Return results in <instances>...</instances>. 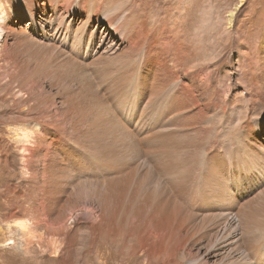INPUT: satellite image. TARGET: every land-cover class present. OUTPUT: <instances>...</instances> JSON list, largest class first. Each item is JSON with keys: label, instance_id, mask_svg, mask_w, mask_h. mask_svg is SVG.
<instances>
[{"label": "rangeland", "instance_id": "rangeland-1", "mask_svg": "<svg viewBox=\"0 0 264 264\" xmlns=\"http://www.w3.org/2000/svg\"><path fill=\"white\" fill-rule=\"evenodd\" d=\"M10 2L15 15L9 20L10 29L3 35L4 51L0 56V233L8 236L10 231L15 244L0 245V264H148L150 260L152 264H182L179 258L171 256L175 245L190 252V257L198 261L195 264H218L222 255L209 256L207 249L214 244V223L218 219L215 215L224 209H230L231 216L238 218L242 225L245 219L241 210L252 215L250 220H254L256 229L242 235V245L250 237L249 242L256 236H264V110L258 99L255 104L259 108L252 106L257 94L264 96L261 71L264 56H259L257 49L248 48L252 41L255 43V38L264 39V0ZM185 11L193 14L192 19L199 17V23L201 19L208 20V25L210 21L223 25L228 14H232L228 26L230 40L219 58L223 60H219L218 70L213 73L215 93L220 96H217L218 106L205 112H199L194 101H188L185 104L188 107L180 111L175 98L182 100L184 96L175 88L176 82L169 85L168 78L165 77L166 82L162 74L164 67L149 59L159 52L157 40L162 43L167 38L160 26ZM110 16L117 17L111 25ZM159 19L157 28L155 23ZM140 20L146 21L144 28L135 25ZM193 26L187 29L192 31ZM204 27L209 32L207 24ZM140 33L143 34L140 36ZM237 44L246 57L239 68ZM227 48L230 54L224 59ZM228 62L230 75L227 76L224 67ZM225 86L230 90V98L225 94ZM127 108L128 117L130 113L135 114L132 120L125 119ZM36 117L43 119L39 122L44 127L40 131L48 129L51 134L39 172L34 169L37 158L30 148L25 155L28 163L21 166L19 143L13 141V128L22 122H35ZM112 117L123 125L119 141L124 148L115 161L102 155L103 142L111 138L108 130L114 121ZM226 118L230 119V140L224 139V144L228 143L226 148L244 143L256 154L255 162L243 155L244 160H228L224 156L223 163H213L211 156L221 152L217 148L220 147L217 135L205 132L199 139L195 136L200 129L220 127L219 124L221 130ZM160 134L164 138L153 143ZM120 144L117 146L121 149ZM171 158H177L183 165L184 175L176 178L183 185L182 192L170 189L160 177L165 174L164 165L174 166ZM207 162L211 163L207 165ZM258 167L257 174L240 175V170ZM229 178L235 185H229ZM41 179L46 180L43 191L35 182ZM126 179L131 181V188H142V197L165 210L164 217L154 222L157 237L154 248L150 245L149 250L141 249L132 239H126L125 243L102 239L99 221L108 217L113 222L119 220L116 218L121 212L120 202L128 199L126 194L133 191L127 188ZM118 180L120 188L114 186ZM112 181L115 189L108 193L112 188L108 184ZM216 181L220 183L218 187L213 185ZM226 184L228 188H223ZM181 194L184 207L181 205L183 208L176 211L170 200H178ZM108 197L111 201L112 197L122 200L116 198L112 205ZM23 218L32 220L35 235L57 236L64 251L59 256L42 252L41 246L45 247L48 241L37 239L38 236L26 247L17 246L15 220ZM42 225L49 226L51 233ZM66 249L70 251L69 259ZM259 261L264 264V258Z\"/></svg>", "mask_w": 264, "mask_h": 264}, {"label": "bare ground", "instance_id": "bare-ground-1", "mask_svg": "<svg viewBox=\"0 0 264 264\" xmlns=\"http://www.w3.org/2000/svg\"><path fill=\"white\" fill-rule=\"evenodd\" d=\"M16 1L20 2V3H24L26 0H16ZM35 1H37V0H35ZM45 1H49V0H45ZM188 5H190V4H188ZM14 15H15V13L13 12L12 3L10 2V0H0V56L2 55L1 51L4 49L3 48V40H2L3 35L6 34L7 31L10 29V21L9 20L12 16L14 17ZM192 15L193 14H189L186 11L182 15H181V13H178V17H175L171 22L166 23L167 25L160 26V28H159V24H160L161 20L159 19L157 21V23H155L157 28H159L161 32L165 31V33L167 34V38L164 39L162 41V43L159 41V39L157 40V42L159 44V52L157 55L152 56L149 59L151 62L153 61L154 64H159L162 67H164L162 74L164 76V80H165V77L168 78V80H169L168 84L169 85H172L173 82H176L177 87H175V86L174 87L177 88V90L181 93L182 97L184 96V99H182V100H181V98H177V97L175 98V100L177 101V106L180 108V111H183L186 107H188L185 105L188 101L189 102L194 101V103L197 105V108L199 109V112L200 111L205 112V110L208 111L209 109H214V108H217V106H218V100H219L218 97H220V96L217 95L218 96L217 97L216 93H215L216 87L214 86V82H213L214 81L213 73H215V71L218 70V67H219L218 63H220L219 60L220 61L223 60V59H219V58L224 51L225 45L230 40V31L228 30V28H230V27H228V26H230V17L232 16V14L231 15H230V13L228 14V19L226 20V22L223 25H221L219 23V21H215V22L210 21V24L208 25V22H207L208 20H205V19H201V23H199V21H198L199 17L196 19H192L193 18ZM115 18H117V17L110 16V18L108 19L110 25L113 24ZM168 19H171L170 15H169ZM30 20L32 21V19H30ZM145 22L146 21H144V20H140V21L136 22L135 25L137 24V28H139L138 26H140L141 28H144V26H146ZM204 24L205 25L207 24V28H208L209 32L206 30V27H204ZM190 25H194L192 28V31L190 29H187V26H190ZM203 28H205V29H203ZM224 30H225V34L223 35ZM135 34H136V32H135ZM142 34L143 33H140V36ZM136 35H134V36H136ZM134 36H133V38H135ZM244 38H242V39H244ZM252 38H254V37H252ZM226 39H227V41H226ZM255 39H256L255 43H253V41L251 42V44L249 43L250 46L248 48H250V49L254 48V50L257 49L259 56L260 55L264 56V39H262L261 37H258ZM247 41H248V38L245 39V43ZM236 46H237L236 47L237 48L236 49V55H237L236 65H237V68H239L243 64L242 61H246V57L244 56L243 49L238 44ZM228 49L229 48H227V50ZM250 49H246V51H248ZM229 54H230V50H228L226 52L224 59H227ZM249 54H252V53H249ZM215 60H217V61L214 62ZM4 62H5V60H4ZM244 63H246V62H244ZM211 69H212V71H211ZM261 71L263 72V80H264V68ZM224 72H225V74H227V76L230 75V62H228V65H226L224 67ZM256 76H257V74H256ZM172 78H175V79H172ZM254 78H255V76H254ZM222 88H223V86H222ZM225 88H226L225 94L230 98V90L227 86H225ZM21 89H20V91H22ZM248 89H249V87H248ZM25 90H26V88H25ZM158 90H160V89H158ZM241 93H243V92H241ZM263 95H264V92H263ZM234 98H235V96H234ZM257 99H258L259 104L261 106V110H264V96L262 97L260 94H257L254 97V101L252 103V106L254 107L255 102L258 103ZM228 104L230 105V100H229ZM257 107L259 108V105L255 104L254 108H257ZM33 109H34V107H33ZM122 111H123V109H122ZM128 112H129V108H127L124 111V115L126 117L125 119L132 120L134 118L135 114L130 113V116L128 117ZM142 113L144 114V112H142ZM33 120L35 122H32V123H29V121L22 122V123H19L17 128H15V129L13 128V131L15 134L13 141L16 143H19V149H20V152L22 153L21 154L22 156L20 157L21 158L20 159L21 166L24 167L25 162H26V164L28 163V161H26L27 158L25 157V155L27 154V152L29 151V148H30L33 151L32 154H34V156H36V158H37L36 164L34 165V169L39 172L43 168V164L41 163V161H43V159H46L45 156H46V151H47V145H48V142L50 141L51 134L48 132V129L47 130L45 129V131H40L41 128L42 129L44 128L43 125L41 123H39V122L43 121V119L41 117H36ZM113 120H114V118H113ZM148 120H150V118ZM185 120H186V117H185ZM226 121H227V118L224 122H226ZM108 122H111V121L109 120ZM106 125H107V123H106ZM121 125H119L117 119L112 121L111 126H110L111 128L108 130V134L110 135L111 138H109V137L107 138V139H110V141L103 142L104 147L102 148L103 149L102 155L107 157L110 161H115L117 158H119L120 152L124 148V146L122 144H120V141H119V137L122 135V133H121L122 131H121V127H120ZM219 125H220V127H215V128L212 127L211 129L210 128L200 129V133L195 135L198 139L205 132H211L212 134L217 135V137H218L217 138L218 139L217 144L220 146L217 148H219L221 150V152L217 155L211 156L213 158L212 160H214L213 163H223L224 162V156H226V158L228 160H235V161L244 160L242 158L243 155L248 160H253V162H255L257 159L256 154H253L252 151L248 150L245 147L244 143H240L241 141L239 142L240 144L237 145V146H239L238 148H237V146H232L231 148L230 147L226 148L228 143L224 144V139L229 138V140H230V129H229L230 128V119L226 122V124L223 126V128L221 130H220L221 124H219ZM161 138L162 139L164 138L163 134L156 136L154 138L153 143H156V140L157 141L162 140ZM210 140H211V138H210ZM117 143H119L121 145V149H120V147L117 146ZM28 144L34 145V146L30 147V146H28ZM193 144H194V142H193ZM221 148H224V150L222 151ZM161 152L165 153V150H161ZM215 156H217L216 159H215ZM171 161H172L174 166L171 167L170 165L169 166L164 165L163 170H164L165 174L161 175L160 177L163 178L164 183L167 184L170 189H177V190L181 191L183 189V185H181V183H177L176 178L181 176L183 165L181 166V164H180L181 162L177 158H171ZM209 161H210V159H209ZM202 163H203V160H202ZM209 163H211V162H209ZM209 163L207 162V165ZM208 167H211V166H208ZM206 168L207 167H205L204 169H206ZM193 170H195L194 167H193ZM202 170H198V171H202ZM259 170H260V167L254 168V169L248 168L247 170H243V171L240 170V175H244V176L248 177L252 174H257L259 172ZM214 171H215V169L213 170V172L211 171L213 175H215ZM190 172H192V171H190ZM176 173H179V174H176ZM196 174H198V172ZM182 175H184V174H182ZM205 175L206 174H204V176ZM195 177H196V175H195ZM184 178H185V176H184ZM193 178H194V176H193ZM111 179H109V181ZM228 180H230V178ZM118 181H119L118 184L115 181L116 184H114V186L117 185V187L120 188L122 186L121 184H119L121 181L120 180H118ZM35 182H36V185H38V188L40 187V191H43L44 183L46 182V180L41 179V180H36ZM184 182L186 183V181H184ZM110 183H112V184H110V185L108 184V187L110 186V188H111L113 185V181ZM200 183H201V181H200ZM202 183L205 184L204 181ZM207 183H208V181H207ZM104 184H107V182ZM126 184H127V188H129L130 190H133L131 194H126L129 196V198L126 196L128 199H123V200L121 199L122 200L121 201L117 197H116L117 199L115 197L114 198L112 197V201L114 199L121 201L120 202V205H121L120 211L121 212H120L119 218L115 217L116 219H119V220H117L116 222L115 221L113 222L108 217L106 220H103L101 218L102 220L99 221L100 222L99 227H101V230H102V234H101L102 239H104L105 242L115 241V242H120V243L121 242L125 243L126 239L127 240L132 239L133 242L135 241L136 243H139L141 245V249H144V250L148 249L149 250V249H151L150 245H151V247L153 246V242H154L155 238L157 237L156 230L154 228V222L158 221L160 218L164 217V212H165L164 207L163 206H162V208L158 207V206H161L159 204L153 205V203L150 199L142 197L140 194V191H141L140 189H142V188H140V189H139V187L138 188L135 187L136 189L131 188L130 186H132V185H130L131 181L129 179H126ZM139 184L142 187V183H139ZM213 185H215V187H218L220 185V183H218L216 181V184H213ZM229 185L230 186L235 185V181L230 180ZM161 186L162 185H160V187ZM188 186H190V185H187L186 187H188ZM113 187L110 189L111 191L109 190L108 193H110V192L112 193ZM148 187H150V185H148ZM223 188H228L227 184L225 186L223 185ZM114 189H115V187H114ZM210 191H212V190H210ZM214 191H216V190H214ZM178 192H176V193H178ZM182 194L180 195V197H178L179 199L177 198L178 200H174V199H173V201L170 200V205L176 211L181 210L184 207L183 206L184 197ZM198 194L200 195L201 193H198ZM217 194H218V192H217ZM112 196H113V194H112ZM110 198H111V196H110ZM106 199H104V200H106ZM224 199H226V198H224ZM32 200H35V199H32ZM32 200H30V201H32ZM108 200L111 201V199H109V197H108ZM198 200H201V199H198ZM226 201H228V200H226ZM107 202L108 201H106L105 203H107ZM203 202H204V200H203ZM213 202H214V200H213ZM102 203H104V202H102ZM114 203H115V201H114ZM116 203H118V202H116ZM185 204H186V202H185ZM192 204H194V203H192ZM107 205H108V203H107ZM112 205H113V202H112ZM120 205L118 204V206H120ZM228 206H230V205H228ZM262 208H264V203H263ZM116 210H117V207L114 208L113 211L116 212ZM38 211L40 212V210H38ZM229 211H230V209H224L219 214H217V213H216V215L214 214L218 219L217 220L215 219L217 222L214 223L215 228H216L215 229V237L213 239L214 244L211 243L208 246V249H207L208 255L209 256H216V255L221 254L223 258L220 261V263H218V264H253V263L259 264L260 263L259 259L264 258V236H262V235L256 236V239L252 238V240L250 242H249V239L251 237L249 239L246 238L247 240L242 242V243H244L245 246L242 245L240 243L242 241V235L245 233H249L252 230L256 229L254 227V220L253 221L250 220L252 215H248V213H245L244 210H241V213L244 217L243 219H245L244 225H242L240 220L238 218L232 217L231 211H230V213H229ZM36 213L38 214V212H36ZM175 213H177V212H175ZM37 217H39V216L37 215ZM33 218H34V216H33ZM112 219H114V218H112ZM31 222H32V220H30L29 218H23V219L15 220V224H16L15 233L17 234L15 237H16L17 246L20 245V247H22V246L26 247L31 243V241H32L31 237L38 236L37 239L40 238V240L42 239V241H45L47 239L46 241H48V243H46L45 247L41 246L42 249L39 247L42 252L49 253L53 256H56L58 254V256H59L61 254V252L64 251V248L60 249L61 248V242L57 238V236L54 237L52 235L50 237L48 235L49 237H47V235H46V237H45V236H43V235H45V233L44 234L41 233L42 235L41 234L35 235L36 231H35L34 227L31 225ZM42 227H44L48 233H51L49 226L42 225ZM59 229H61V228H59ZM260 231H262V230H260ZM7 233H8V236H5L3 233H0V245L6 246V245L15 244V239H13L14 237L12 236L13 234H11L10 231H8ZM113 237H116V239L111 240ZM247 237H249V236H247ZM72 239H73V237H72ZM257 239H258V241H257ZM37 242H38V240H37ZM157 242H159V241H157ZM156 246H157V243H156ZM158 247H159V245H158ZM153 248H154V246H153ZM70 250H72V249H70ZM66 251L68 253L66 256L69 259V257L71 256L70 251H69V249H66ZM152 254H153V252H152ZM155 254H153V255H155ZM156 256L154 258H156ZM171 256H172V258H176V257L179 258V262L182 264L198 263V261H195L193 258L190 257V252H188L183 246H180V245H175L172 248ZM63 258L64 257H61V259H63ZM152 262H153V260H150V261H148V264H152Z\"/></svg>", "mask_w": 264, "mask_h": 264}, {"label": "clouds", "instance_id": "clouds-1", "mask_svg": "<svg viewBox=\"0 0 264 264\" xmlns=\"http://www.w3.org/2000/svg\"><path fill=\"white\" fill-rule=\"evenodd\" d=\"M19 223V222H18ZM31 238H34V237H31Z\"/></svg>", "mask_w": 264, "mask_h": 264}]
</instances>
